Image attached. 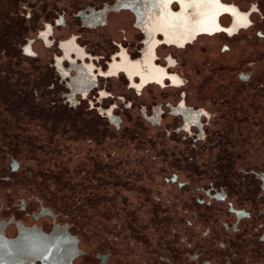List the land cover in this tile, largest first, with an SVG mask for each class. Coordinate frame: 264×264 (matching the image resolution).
I'll return each instance as SVG.
<instances>
[{
  "label": "flooded vegetation",
  "instance_id": "1",
  "mask_svg": "<svg viewBox=\"0 0 264 264\" xmlns=\"http://www.w3.org/2000/svg\"><path fill=\"white\" fill-rule=\"evenodd\" d=\"M68 2L0 0V264H264V0Z\"/></svg>",
  "mask_w": 264,
  "mask_h": 264
},
{
  "label": "water",
  "instance_id": "2",
  "mask_svg": "<svg viewBox=\"0 0 264 264\" xmlns=\"http://www.w3.org/2000/svg\"><path fill=\"white\" fill-rule=\"evenodd\" d=\"M62 0H25V5L29 6V10L34 7V8H43L45 7L46 9H52L54 8H60L64 5H69V0H66L67 2H61ZM4 105H8L10 103V98L4 97ZM20 101L23 104H26V101L24 98H20Z\"/></svg>",
  "mask_w": 264,
  "mask_h": 264
}]
</instances>
